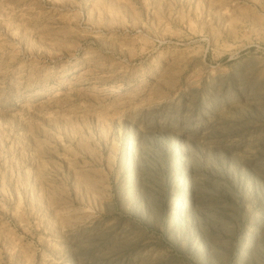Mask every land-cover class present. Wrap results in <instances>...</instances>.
<instances>
[{"label": "rangeland", "instance_id": "obj_1", "mask_svg": "<svg viewBox=\"0 0 264 264\" xmlns=\"http://www.w3.org/2000/svg\"><path fill=\"white\" fill-rule=\"evenodd\" d=\"M99 263L264 264V0H0V264Z\"/></svg>", "mask_w": 264, "mask_h": 264}, {"label": "bare ground", "instance_id": "obj_2", "mask_svg": "<svg viewBox=\"0 0 264 264\" xmlns=\"http://www.w3.org/2000/svg\"><path fill=\"white\" fill-rule=\"evenodd\" d=\"M127 84H123V83H120V84H117V85H113L109 88L107 87H102V88H97L98 89V94H119L118 92L122 91V90H125L127 88L126 86ZM109 89V90H108ZM138 90V89H137ZM62 95V92L61 90H56L53 94V98H57V97H60ZM191 149H194L195 146L194 144H190L189 145ZM185 153H188V151L186 150ZM215 153H212V158L215 160V163L220 165L222 167V169L225 168V162H222L218 159V157H216L215 155H213ZM195 158V163L196 164H200V158ZM157 166H154L156 167L157 169H154V167L152 165L150 166H146L147 167V170H149L150 172H153V173H156V171H159V168H162V170L164 172H166V170H169L170 167L168 166L167 163H163L161 164L160 161H157L156 163ZM231 168H235V171H237V166L236 165H233ZM210 170H215L214 167L210 168ZM129 187V185L127 186ZM132 193V192H131ZM144 198V203H143V207L141 208V212H143L144 214H148L149 212H155V210H153L152 208H156L158 206L157 202L158 200L156 198H154L153 196L149 195L147 193L146 196L143 197ZM152 210V211H151ZM174 220V219H173ZM99 264H102V263H99Z\"/></svg>", "mask_w": 264, "mask_h": 264}]
</instances>
